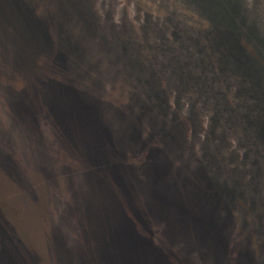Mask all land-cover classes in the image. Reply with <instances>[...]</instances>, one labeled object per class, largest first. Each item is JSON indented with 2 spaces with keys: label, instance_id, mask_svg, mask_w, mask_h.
Returning a JSON list of instances; mask_svg holds the SVG:
<instances>
[{
  "label": "rangeland",
  "instance_id": "1",
  "mask_svg": "<svg viewBox=\"0 0 264 264\" xmlns=\"http://www.w3.org/2000/svg\"><path fill=\"white\" fill-rule=\"evenodd\" d=\"M27 1L53 39L1 46L0 264H105L77 198L106 186L165 264H264V0Z\"/></svg>",
  "mask_w": 264,
  "mask_h": 264
},
{
  "label": "trees",
  "instance_id": "2",
  "mask_svg": "<svg viewBox=\"0 0 264 264\" xmlns=\"http://www.w3.org/2000/svg\"><path fill=\"white\" fill-rule=\"evenodd\" d=\"M0 2H2V0H0ZM2 3L4 5L0 4V19L1 18L13 19V21L17 22V25L11 24L13 26L7 27V28L5 27V30L9 31V33L7 34L1 33L0 39L3 41L5 40L7 41V38L9 37L8 34H11V36L15 34L17 37L21 38L22 40L21 45H20L21 49L16 50V53L18 55L17 60L19 61V56L21 57V55L26 56V51L27 53H29L30 55L34 57L35 61L38 60L36 59V46L40 48L39 50L46 49V46L43 45V40H40V43L36 44V20L39 23L38 25L39 29L41 27L42 28L44 27L43 29H46L44 36L47 39L51 37V34H52L51 28L45 26L46 23L44 19L36 18V11L33 9L32 5L30 6L29 1L27 0H3ZM45 58H44L45 65H44L43 59L39 58L41 60L42 65L46 67L45 71L40 70L41 72L38 73L37 78H42L40 80V85L44 86L46 90L50 89L49 93L51 91L53 94L51 93L50 94L53 95L55 99H58V97L60 98V95L63 98V96L66 93H65V90L63 91L61 88L62 85L59 82V79L57 76L59 73L55 72L56 68L51 69L48 67L49 64H52V61L49 59H45ZM21 64L22 63H20L19 61V65L21 67L27 66L26 64H22V65ZM34 71L37 73L36 69ZM36 73L34 74L35 75L34 77H36ZM61 76L64 82H67V80L64 78L63 73H61ZM50 84H51V87L53 88L45 87L46 85H50ZM30 100H31V96L28 94L24 95V93H23V96L19 97V99L16 100V103L14 104L18 105V111H19V113H17L18 117L23 116L20 114V109L23 107L25 108L26 105H29L27 104V102H30ZM39 100L40 98H38V101ZM87 100L88 99H86V102ZM43 101L44 100H42L41 98L40 102H43ZM35 110H36V106L33 112H35ZM54 119L57 122L59 120V119L57 120L55 116H54ZM115 163L117 164L114 165V163H108V164L106 163L105 166L107 165L106 166L107 169H111L114 166H118V168H120L119 158L116 159ZM84 167L88 173L90 168L89 169L87 168L86 163ZM116 171H118V169ZM106 175H109V172L106 173ZM110 185L115 186L114 184H110ZM94 191L96 192L94 200L91 199L90 197L78 196L77 202H81V204L79 205H81L82 211L84 213L83 215L85 216L84 217V221L86 224L85 226L88 227L89 231L93 230L92 231L93 233L91 234L88 233V234L93 235L94 237H97V239H95L94 242H91L90 247L96 250L95 254H97L99 261H103L105 262V264H138L137 261H139L140 259L142 260L144 257L147 260V262H150L148 264H165V261L167 259L166 255L164 253L159 252L160 251L159 248L155 249L151 246L149 247V245L147 244H150V241H146L145 240L146 238H141L140 235H137L136 232L134 233V235L132 234L134 236V239H130V237L127 236L128 234L125 233V230L127 228L129 229L133 228L132 226L133 224L130 222L131 219H129L130 221L127 219L121 220V218L115 214L116 211H118L119 209L125 206V205H122L123 202L122 203L117 202L118 204L116 203V205L114 204L109 205L110 206L109 212L106 211L107 202L104 201L105 199L102 197V193L107 195L106 191L111 192L109 190V187L106 186L104 189H101V190L99 187H95ZM74 206L76 207V205ZM112 207H114L115 209L114 212L111 211ZM102 217L104 218L102 219ZM106 228H108V230L110 229V230L115 231L114 235L111 234V237L114 236V238H116L115 242L111 241L110 237L106 238V235L108 234L104 236L106 238V241L103 240L104 238L101 239L102 233L100 235L99 230L101 229L106 230Z\"/></svg>",
  "mask_w": 264,
  "mask_h": 264
},
{
  "label": "water",
  "instance_id": "3",
  "mask_svg": "<svg viewBox=\"0 0 264 264\" xmlns=\"http://www.w3.org/2000/svg\"><path fill=\"white\" fill-rule=\"evenodd\" d=\"M7 25H8V23H7V20L6 19H3V18H1L0 19V34L1 33H9V31H7V30H5V27L7 28ZM3 40H1L0 39V55H1V52H2V50H5V49H3L4 48V46H6L5 45V42L3 41ZM1 46H3V48L1 47ZM2 49V50H1ZM6 51V50H5ZM6 66L4 65V63H2V61L0 60V78H3V79H6V80H8V81H11V82H9L10 84H8V86L7 87H9V88H12L13 89V87H11L12 85V80L14 79V75H17L16 73H14V75H13V72H12V74H11V72H8V75L6 74L7 73V71L5 70L6 68H5ZM20 67V66H19ZM14 68H16V65L14 64ZM4 70L6 71V73L4 72ZM20 73V72H19ZM33 80H35V79H33ZM28 88H26V90H27ZM11 91V90H10ZM15 91H14V89L12 90V93H14ZM25 95L26 94H28V95H30L31 96V100H30V106L31 105H34V106H36V103H35V101H36V93H34V92H32V94H31V92H30V90L29 91H25V92H23ZM15 94V93H14ZM137 263L138 264H148V263H150V262H147V260L143 257V259L141 260H139V261H137Z\"/></svg>",
  "mask_w": 264,
  "mask_h": 264
}]
</instances>
